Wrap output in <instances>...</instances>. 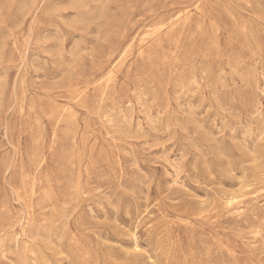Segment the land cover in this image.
I'll use <instances>...</instances> for the list:
<instances>
[{
    "label": "rangeland",
    "instance_id": "374dc122",
    "mask_svg": "<svg viewBox=\"0 0 264 264\" xmlns=\"http://www.w3.org/2000/svg\"><path fill=\"white\" fill-rule=\"evenodd\" d=\"M0 264H264V0H0Z\"/></svg>",
    "mask_w": 264,
    "mask_h": 264
},
{
    "label": "bare ground",
    "instance_id": "6f19581e",
    "mask_svg": "<svg viewBox=\"0 0 264 264\" xmlns=\"http://www.w3.org/2000/svg\"><path fill=\"white\" fill-rule=\"evenodd\" d=\"M196 86V85H195ZM129 126V125H128ZM134 236V235H133ZM135 238V237H134ZM135 240V239H134Z\"/></svg>",
    "mask_w": 264,
    "mask_h": 264
}]
</instances>
